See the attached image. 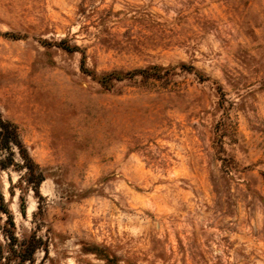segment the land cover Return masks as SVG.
I'll use <instances>...</instances> for the list:
<instances>
[{"label":"rangeland","instance_id":"obj_1","mask_svg":"<svg viewBox=\"0 0 264 264\" xmlns=\"http://www.w3.org/2000/svg\"><path fill=\"white\" fill-rule=\"evenodd\" d=\"M0 119V264H264V0H0Z\"/></svg>","mask_w":264,"mask_h":264},{"label":"trees","instance_id":"obj_2","mask_svg":"<svg viewBox=\"0 0 264 264\" xmlns=\"http://www.w3.org/2000/svg\"><path fill=\"white\" fill-rule=\"evenodd\" d=\"M64 50L70 51V52H77L78 49L76 47H72L70 49L65 48ZM84 62H82V66L80 69L84 74H88L87 76H90L91 79L95 80L96 83L102 87L105 90H110L112 87V84L114 82H121L123 80H133L136 77H140L142 81H148V80H154L159 81L161 80V73L164 72L168 74L167 72L169 70L163 69L162 67L153 66L146 69H138L134 70L132 72H126L123 74H118L115 72L110 73H104L101 76H96L95 74L91 73L90 71H87V69L84 67ZM183 66V65H182ZM184 68V67H181ZM191 73L196 75V71L193 67L189 69ZM199 78V77H198ZM202 80V79H198ZM11 147L15 148L18 152L19 158L23 162V168L28 173L30 179L28 180V183L34 185V190L38 192L39 185L42 181L45 179L44 173L41 171V169L34 164L32 159L30 158L27 149L24 147V145L19 140V136L17 134L16 128L11 125L10 123L3 121L0 119V149L3 151H10ZM0 214H7L6 208H5V202L0 194ZM36 248L33 246V249L31 250V254L34 253V250Z\"/></svg>","mask_w":264,"mask_h":264}]
</instances>
